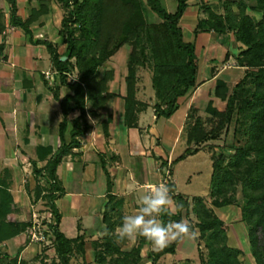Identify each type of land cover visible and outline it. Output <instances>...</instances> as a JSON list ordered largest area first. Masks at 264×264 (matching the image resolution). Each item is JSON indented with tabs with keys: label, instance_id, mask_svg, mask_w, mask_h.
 Wrapping results in <instances>:
<instances>
[{
	"label": "trees",
	"instance_id": "16d2710c",
	"mask_svg": "<svg viewBox=\"0 0 264 264\" xmlns=\"http://www.w3.org/2000/svg\"><path fill=\"white\" fill-rule=\"evenodd\" d=\"M64 7L58 33L65 43L64 52L58 50V43L37 38L49 49L54 68L58 73L59 84L50 89L60 98L63 118L59 124L61 143L46 164L36 168L39 173L45 170V182L37 184L33 197H45L49 210L54 217L50 222L54 236L53 247L61 264H71V254L76 248L84 250L83 235L77 233L70 237L60 228L61 212L55 202L56 193L62 189L57 175V166L64 155L81 144L79 136L90 127L87 114L99 115L112 95L109 79L112 71L103 74L99 67L120 45L128 43L126 71L124 74L125 93L123 94V117L128 126H137V111L147 103L137 98L139 70L145 68L151 57V86L154 90L155 117H170L179 106L178 98L191 91L197 84L199 54L195 43L184 39L180 18L188 5V0H176L174 11H168L161 0H57ZM220 10H215L206 1L201 6L207 13L201 16L194 28L195 34L202 30H214L222 36L231 32L244 47L236 55V64L245 67L244 74L234 83L223 79L216 80L215 94L217 104L209 100L206 113L210 127L206 128L200 114L191 121L194 106L189 108L186 121L187 146L171 164L197 152L209 139L218 138L224 126L231 121L241 129L244 140L229 143L218 151L210 143L212 160L211 188L207 196H188L176 192L173 180L167 183L170 196L175 204L182 205L177 211L173 206L172 215L160 217L165 223L187 220L198 231V255L200 264H244V250L231 245L228 241V224L213 209L231 203L240 205L241 219L247 227L249 250L254 264H264V244L260 242L259 229H264V0H255L261 8L259 16L254 17L247 7L246 0H219ZM9 3L10 21L30 33V23L48 9L46 5L32 8V12L22 18L17 14V0ZM144 4L160 17L149 21L144 12ZM4 12L0 6V28L4 27ZM2 44H0V50ZM148 50L150 53L148 54ZM228 53V52H227ZM62 55H67L62 59ZM74 58V60H73ZM77 71V76L70 74ZM67 92L60 96V87ZM78 109L72 118V128L66 134L67 115ZM187 116V117H188ZM110 116L102 119L103 131L108 136ZM48 152H51V147ZM101 165L108 173L107 160L100 156ZM167 159L162 160L165 165ZM172 171V170H169ZM110 180V179H109ZM240 191V196L237 192ZM103 210L104 234L92 240L95 260L108 264H161L165 253H174L179 243L174 242L167 248H154L145 252L144 244L151 245L143 237L137 239L130 249H122L114 231L118 217L123 216V199L111 189ZM18 211L8 185L0 180V247L29 225V221L16 220L12 214ZM194 216V217H193ZM205 245L206 252L200 248ZM25 264L16 252L12 255L4 249L0 264ZM175 264H193L190 257Z\"/></svg>",
	"mask_w": 264,
	"mask_h": 264
},
{
	"label": "crops",
	"instance_id": "0c3cea01",
	"mask_svg": "<svg viewBox=\"0 0 264 264\" xmlns=\"http://www.w3.org/2000/svg\"><path fill=\"white\" fill-rule=\"evenodd\" d=\"M37 1L31 0L30 8L35 7ZM143 1L145 3L146 0ZM161 1L167 9L164 0ZM202 1H206L210 5L216 2L217 7L212 5L211 7L215 10L221 9L219 0H188V5L180 18L184 39L195 43L196 51L200 57L197 74L198 84L191 91L178 98L179 106L170 117H166L168 133L172 134L173 144L178 136L183 134V128L187 125L184 119L189 108L198 106L205 110L209 100L213 104H217L219 96L215 94L216 80L223 79L232 84L241 75V73L236 75L233 72H240L244 69L243 66L236 64V55L244 47L240 41L236 40V47H232V49L230 44L223 46V48L218 45L219 42L224 44L227 37L232 35L231 32L220 36L214 30H202L195 34L194 28L199 18L204 16L200 11ZM7 4L6 2L4 27L0 28V44H2L0 50V180L2 179L8 185L18 207V211L11 215L12 218L23 220L22 217L34 205L31 198L35 194L36 185L45 182V170L43 169L39 173L36 168L43 167L61 143L59 124L63 118L60 98H56L50 89L52 85L59 84L58 73L54 68L51 53L46 44L38 43L36 39L44 38L58 43V50L61 40L57 38L60 36L58 28H56V35L49 33V27L53 22L49 16L51 12L44 13L43 17L34 19L30 23L31 32L28 33L11 23ZM17 4V14L26 18L31 12L22 11L19 0H17ZM51 4L53 7L56 5L53 0H51ZM176 6L177 1L174 10ZM144 12L150 21L160 19L159 16L149 18L145 4ZM217 45L221 52L220 59L213 55ZM199 49L203 54L199 53ZM109 85L110 91L119 92V95H110L107 105L101 109L99 115L87 114L90 127L84 135L78 137L81 144L73 147L70 153L64 155L57 166V175L62 186V189L57 191L55 198L62 215L59 226L61 228L63 208H66L78 219L75 224L76 230L68 235L70 237L78 233L79 218L84 207L83 202L88 204L86 213L89 216L95 215L94 220L96 221V226L93 224H85L84 226L87 230L92 228L91 233L95 235L99 231L102 233L101 230L104 229L102 215L108 199V189L123 199V216L138 211L142 197L137 189L144 187L147 193L149 185L159 184L162 168L171 165L173 159L170 157V153L164 156L159 148L162 144L164 130L158 131L156 125L163 116L155 117L153 105H147L145 109L141 105L137 111L136 121L138 125H126L123 117L122 97L125 93V86L121 90H114L112 83ZM149 85L150 94L154 97L150 76ZM65 92L67 89L62 85L60 96ZM115 97L122 99V109L113 106ZM137 98L146 102L140 96V80ZM148 108H151L152 111L150 122L144 117ZM78 113L79 110L75 109L67 115V135L72 128L71 120ZM106 115L110 116L108 136H105L102 124V119ZM144 119L147 120L144 121ZM155 137L158 138L155 139ZM50 147L51 152H48ZM171 147L169 151H171ZM101 155L107 160L108 173L101 165ZM163 159H167L165 165L162 164ZM91 163L94 164L92 170L88 168ZM92 172L99 173L97 175L99 177L98 182L104 184L102 188H95L97 184L95 179L91 177L92 174L90 173ZM73 179L84 180L89 189L83 187L66 190V182L68 183L69 180ZM98 186L100 185L98 184ZM176 192H178L177 188ZM85 194L87 199L83 200L81 197ZM60 199H62L63 204H61ZM83 222L85 223V221ZM121 222L122 219L118 221L115 229L121 225ZM100 224L103 225L102 229L99 228ZM22 236L23 232L8 238L7 241L14 242ZM131 243L133 246L134 241ZM145 245L150 246L144 244L142 249ZM148 247L147 250L152 249Z\"/></svg>",
	"mask_w": 264,
	"mask_h": 264
},
{
	"label": "rangeland",
	"instance_id": "374dc122",
	"mask_svg": "<svg viewBox=\"0 0 264 264\" xmlns=\"http://www.w3.org/2000/svg\"><path fill=\"white\" fill-rule=\"evenodd\" d=\"M29 1V4H28ZM30 1L31 0H19V3L21 5L22 11H29L32 12V7L30 8ZM56 5L54 7L51 4V0H38L36 3V6L34 8H38L41 5H46L48 9L43 12L44 13H50V17L52 19V24L50 25V34L56 35V28H60L61 24V17L64 13V7L61 3H59L57 0H53ZM247 5L254 4L256 7L253 9L251 7H247V11L251 13L254 17H257L261 13V8L256 5L255 0H246ZM6 2L7 0H0V6L3 10V12L6 9ZM165 5L168 10L172 11L174 10V5L176 4V0H164ZM8 3V2H7ZM213 7H217V3L213 2L211 3ZM9 7V3L7 4ZM200 11L205 15L207 13L206 9L200 6ZM50 10V11H49ZM145 10L148 14L149 18H152V16H158L156 12L150 9V7L145 4ZM43 14L39 15L37 18L41 17ZM43 17V16H42ZM149 20V19H147ZM150 21V20H149ZM48 33V34H49ZM60 39V47L59 51L64 52L65 49V43L62 42V36L60 35L57 37ZM230 42V43H229ZM236 39L233 35H229L226 39V42L224 44L218 43L219 46H222L220 48L225 47L227 44H230V47H236ZM217 45V48H215V52H213V55L217 57V59H220V48ZM150 51L148 50V54ZM199 53L203 54V52L200 51ZM223 53V49H222ZM128 54V43H123L118 48H116L105 60V62L99 67V71L103 74L106 70L112 71V76L109 79V83H112V88L114 90H121V88H124L125 82H124V74L126 71V59ZM74 60V58H73ZM147 65L145 68H141L139 70L140 75V96L141 98L146 101L145 103L147 105H153L154 97L150 94V85H149V76L151 79V57L147 59ZM220 62V60H219ZM244 67V66H243ZM245 67L243 71L233 72L236 75H241L237 78V80L244 74ZM235 75V76H236ZM77 76V71L74 69V73L70 74V77ZM236 80V81H237ZM235 83V82H234ZM232 83L231 85H234ZM110 86V85H109ZM112 95H119V92L114 93L113 91ZM153 98V99H152ZM113 106L117 107L118 109H122V99L119 97H115V101L113 102ZM146 106H142L144 109ZM142 108V109H143ZM124 110V109H123ZM200 110V111H199ZM151 108H148L145 112V118L147 121H151ZM177 114V113H176ZM200 114V116L203 119V124L206 128L210 127V121L207 119V113L206 109L202 110L198 106H194V112L192 113L191 121L194 120V117ZM176 116V115H175ZM188 115L185 116V123L187 119H189ZM143 117V118H144ZM143 122V121H142ZM185 125V124H184ZM238 128L237 125L233 121H231L229 124L224 126L220 132V135L218 138L209 139L205 145L200 148L197 152L187 155L184 159L178 160L177 162L173 163L171 165H167L166 167L162 168L161 173V182L167 184L169 180L175 181V185L178 192H181L185 195L193 196V195H201V196H207L209 194L210 188H211V173H212V160L210 158V146H208L210 143H213L215 145L214 150L218 151L219 149H222L226 146H229V143L231 142H243L244 137L242 134L241 129H237L238 132H234V129ZM185 126L183 128V134L181 133L180 136H178L177 140L173 144V137L171 136V133H168L167 128V119L166 117H161L157 121L156 129L158 131L164 130V133L162 134V144L159 146L161 149V153L167 155L170 153V157H177L187 146L186 141V129ZM158 138V137H157ZM155 137V139H157ZM173 144V145H172ZM172 145V147H171ZM171 147V151H169V148ZM89 169L94 168V164H90L88 167ZM87 168V169H88ZM88 169V170H89ZM172 170V171H169ZM92 174L91 177L95 179V183L97 184L95 186L96 189L98 187H101V183L98 181V172L96 173H90ZM85 179V178H84ZM89 181V180H88ZM66 182V181H65ZM98 184L100 186H98ZM66 190H74L75 188H87L86 182L84 180L80 179H73L69 180V182L65 184ZM86 191V190H85ZM137 192H139L140 196L146 194L145 188L141 187L137 189ZM240 191L237 192V196H240ZM83 200L87 199L86 194L81 197ZM31 200L34 202V205L31 207L30 211H27L26 214L22 217L24 221H29V225L25 228L23 232V236L13 241H5L2 243L0 247V257L3 255L4 249H8V251L15 255L16 252L18 254V258H21L24 260L25 264H61L59 261L57 254L55 253L54 247H53V240L54 236L51 232V226L50 222H54V217L51 214L49 210V206L47 205L46 198L41 197H32ZM61 204H63L62 199H60ZM59 206V205H58ZM83 209L81 210L80 218H79V226H78V233L83 235L84 238V250L76 248L73 253L71 254V264H101L98 263L95 260L94 255V244L92 240L95 238H101V236L105 233L104 229L101 230L102 233L97 232L98 234L95 235L91 233L93 230L92 228L87 230V228L84 226L91 225L96 226V221L94 220V216H89L86 213V210L88 209V204L86 202H83ZM214 211L222 217L228 224V241L231 245H235L238 247H241L244 250V264H254L253 257L249 250V243H248V237H247V227L244 225L241 214H240V205L238 203H231L225 206L217 207L213 205ZM123 212V211H122ZM83 216V221H82ZM123 216H119L118 221H121ZM194 217V216H193ZM76 219L74 215L69 212L66 208H63V218L61 221V228L62 230L67 234L71 235L75 230V224ZM102 226L100 224L99 228L102 229ZM198 232V231H197ZM258 234L260 237V242L264 244V229H259ZM137 241V240H136ZM134 241V244L136 243ZM132 241H120L121 247H124L126 249L130 248L132 245ZM147 245L144 246V248L141 250L143 258L140 262L146 261L145 258V252L147 251ZM150 248H153L152 245L149 246ZM148 247V248H149ZM123 248V249H124ZM176 251L174 253H165L161 258L160 262L161 264H175L178 261L184 260L188 257L192 260L193 264H200V258H199V251H198V244L197 242L193 243H184L181 242L178 247H176ZM200 248L206 252L205 245L200 242ZM18 264V263H17ZM102 264H108V262L102 263Z\"/></svg>",
	"mask_w": 264,
	"mask_h": 264
},
{
	"label": "clouds",
	"instance_id": "9594fccd",
	"mask_svg": "<svg viewBox=\"0 0 264 264\" xmlns=\"http://www.w3.org/2000/svg\"><path fill=\"white\" fill-rule=\"evenodd\" d=\"M173 206L177 211L182 207L174 203L167 184L149 185L147 193L141 198L138 211L124 215L121 225L115 229L113 234L117 242L136 241L143 237L156 250L167 248L178 241L195 242L198 232L187 220L165 223L160 218L174 214Z\"/></svg>",
	"mask_w": 264,
	"mask_h": 264
},
{
	"label": "water",
	"instance_id": "95a60500",
	"mask_svg": "<svg viewBox=\"0 0 264 264\" xmlns=\"http://www.w3.org/2000/svg\"><path fill=\"white\" fill-rule=\"evenodd\" d=\"M67 57V55H62L61 58L62 59H65Z\"/></svg>",
	"mask_w": 264,
	"mask_h": 264
}]
</instances>
